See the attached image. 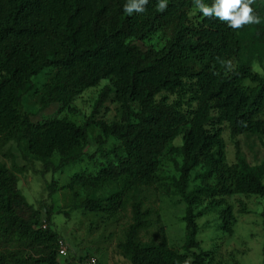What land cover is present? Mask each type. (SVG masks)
<instances>
[{
	"label": "trees",
	"instance_id": "16d2710c",
	"mask_svg": "<svg viewBox=\"0 0 264 264\" xmlns=\"http://www.w3.org/2000/svg\"><path fill=\"white\" fill-rule=\"evenodd\" d=\"M129 2L0 0V149L11 142L23 146L28 157L44 162L43 174L86 160L96 165L95 173L75 174L63 188L53 182L48 191L68 189L73 210L110 219L130 205L132 223L119 244L130 264H208L197 223L206 211L197 214L196 209L206 202L209 209L224 208L221 229L232 236L237 219L227 199L264 201V162L251 166L237 148V161L229 165L221 128L227 125L233 139L264 138V77L245 59L252 47L264 52V0L251 5L260 23L239 29L203 13L194 20L195 0H167L163 11L158 0H149L144 12L127 14ZM201 2L211 6L215 0ZM47 70L53 74L42 87L38 111L58 109L35 121L24 99L37 92L34 79ZM104 81L112 87L103 90L98 105L114 95L122 109L120 122L89 119L79 125L64 116ZM163 95L177 100L169 103L160 99ZM93 126L102 135L97 152L88 155ZM180 137L183 145L173 148ZM111 140L119 145L107 149ZM166 154L182 158L176 188L187 205L183 252L170 246L160 216L155 221L159 242L140 239L152 227L154 212L139 196L157 185ZM199 169L200 186L189 192ZM108 184H122V189L106 198L88 196L78 205L77 188L98 192ZM262 219L264 229V211ZM61 241L51 214L42 219L22 194L16 173L0 161V264H79L91 257H67L61 263Z\"/></svg>",
	"mask_w": 264,
	"mask_h": 264
},
{
	"label": "rangeland",
	"instance_id": "374dc122",
	"mask_svg": "<svg viewBox=\"0 0 264 264\" xmlns=\"http://www.w3.org/2000/svg\"><path fill=\"white\" fill-rule=\"evenodd\" d=\"M202 13L199 8L191 13L194 20ZM158 40L155 38L154 43ZM245 59L252 65L255 72L264 77V52L252 47L245 54ZM53 72L47 70L34 79L37 92L25 97L24 105L28 112L36 113L34 120L39 121L45 116H53L57 111L54 106L49 110L39 113L38 105L41 98V90L44 84L52 76ZM112 87L109 81H104L99 87L86 91L72 105L71 110L64 116L81 125L89 119L103 121L108 124L120 122L122 118L121 105L111 95L103 106L98 102L103 90ZM169 98V103L177 100L176 96L163 95ZM134 109H138L134 106ZM223 138L227 145L228 164L233 165L237 161V148L251 166H259L264 162V138L239 136L235 139L227 125L221 126ZM102 132L96 126L91 127L89 145L86 153L93 155L99 145L97 138ZM113 145H119L111 140L107 149ZM183 145L182 137L172 145L178 148ZM99 162L105 161L99 157ZM0 161L13 170L19 180V188L28 202L42 214V219L47 220L52 216L53 229L60 235L68 248V258L79 260L87 256H96L102 264H130L124 257L119 244L125 239V231L132 223L131 206L118 217L110 219L104 214L89 213L84 210H73V194L68 189H60L50 195L48 185L57 183L60 188L68 185L75 174L88 172L95 173L96 165L86 160L83 164L74 165L64 171L43 174L44 162L28 157L24 147H18L14 142L0 149ZM59 158L56 157L55 164ZM182 158L176 154H166L162 159L159 172V181L154 188L141 191L139 198L145 207L154 212L153 225L140 235L142 242H159L161 233L156 224L158 216L161 217L162 226L167 232L169 244L174 249L183 252L186 240V223L184 221L187 205L176 188V182L180 178L179 166ZM201 169L192 175L189 192L196 190L201 183ZM122 189V184H108L98 192L90 189L77 188L80 195L78 205L88 196L106 198L114 191ZM227 202L234 208L237 219L234 235L230 236L221 229V214L224 208L209 209L208 202L196 209L197 214L206 213L197 220L199 225L198 241L201 250L209 254L208 264H264V229L262 213L264 201L256 196H235L228 198ZM66 214H69L67 216ZM199 251V250H198ZM64 263L66 258H59Z\"/></svg>",
	"mask_w": 264,
	"mask_h": 264
},
{
	"label": "clouds",
	"instance_id": "9594fccd",
	"mask_svg": "<svg viewBox=\"0 0 264 264\" xmlns=\"http://www.w3.org/2000/svg\"><path fill=\"white\" fill-rule=\"evenodd\" d=\"M149 0H130L125 4L127 14L144 12ZM197 7L205 16H215L221 21H227L228 26L239 29L245 24L260 23V19L253 13L251 7L254 0H215L211 6H206L201 0H195ZM167 7V0H158V8L163 11Z\"/></svg>",
	"mask_w": 264,
	"mask_h": 264
},
{
	"label": "built area",
	"instance_id": "2783aa9c",
	"mask_svg": "<svg viewBox=\"0 0 264 264\" xmlns=\"http://www.w3.org/2000/svg\"><path fill=\"white\" fill-rule=\"evenodd\" d=\"M44 228H46V225L44 226ZM59 255L60 257H64V258L68 257V248L63 241L60 242ZM79 264H102V263L96 256H91L84 259Z\"/></svg>",
	"mask_w": 264,
	"mask_h": 264
}]
</instances>
